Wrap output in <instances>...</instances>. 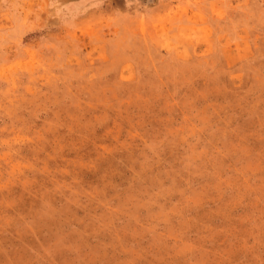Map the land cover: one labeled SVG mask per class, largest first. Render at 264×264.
Wrapping results in <instances>:
<instances>
[{
    "label": "rangeland",
    "instance_id": "1",
    "mask_svg": "<svg viewBox=\"0 0 264 264\" xmlns=\"http://www.w3.org/2000/svg\"><path fill=\"white\" fill-rule=\"evenodd\" d=\"M0 264H264V0H0Z\"/></svg>",
    "mask_w": 264,
    "mask_h": 264
}]
</instances>
